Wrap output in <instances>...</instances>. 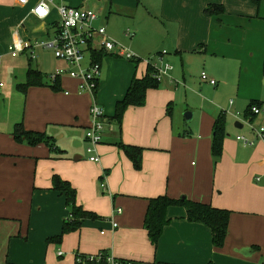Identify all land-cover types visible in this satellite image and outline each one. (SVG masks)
<instances>
[{"label": "crops", "instance_id": "1", "mask_svg": "<svg viewBox=\"0 0 264 264\" xmlns=\"http://www.w3.org/2000/svg\"><path fill=\"white\" fill-rule=\"evenodd\" d=\"M37 2L0 0V264H77V255L101 251L133 264H264V112L250 111L253 102L264 106V0H52L43 20L31 12ZM59 4L98 9L106 21L97 12L96 25L107 26L139 59L98 49L102 66L93 94L67 75L53 89V74L41 71L38 56L27 50L13 57L9 46L20 37L54 38ZM213 5L222 8L207 11ZM41 49L51 54V71L69 67ZM165 50L172 69L148 89L143 106H129L119 120L117 103L135 78L147 75L151 56ZM30 68L46 84L24 92L18 85ZM203 71L216 86L202 80ZM94 103L106 115L99 162L87 151ZM221 114L225 137L215 160ZM20 123L51 143L18 141ZM121 144L143 149L140 169ZM54 176L71 184L78 206L98 216L81 218L80 228L61 240L55 237L73 211ZM160 195L229 210L224 245L216 247L211 229L190 221L184 205H172L155 246L145 216L150 199Z\"/></svg>", "mask_w": 264, "mask_h": 264}, {"label": "built area", "instance_id": "2", "mask_svg": "<svg viewBox=\"0 0 264 264\" xmlns=\"http://www.w3.org/2000/svg\"><path fill=\"white\" fill-rule=\"evenodd\" d=\"M30 0H18L21 5H27ZM52 0H38L37 4L31 9L32 14L38 19H46L51 14ZM60 17V25L56 31V35L49 41L38 40L30 43L26 39L18 38L10 46L9 51L13 57L29 50L31 57L35 58V49L43 47L51 49L54 55L69 64L68 68H60L51 76V82L54 84L61 76L67 75L80 80L79 89L82 92L94 93L99 85V77L101 73V63L99 61L87 58L88 53L96 50L106 51L108 53L117 52L119 56L126 57L130 60H138L139 58L130 49L120 45L107 33L104 26H97L96 20L98 13L89 8L72 7L65 4L56 6ZM167 51L158 53L156 57L148 60L150 66L155 69V78L161 82L164 75L168 74L172 69V65L164 63V55ZM153 59H156L153 61ZM162 63L161 66H157ZM2 64L0 62V70ZM201 78L205 82L216 86L217 80L210 77L207 72L201 73ZM5 83L0 81V93ZM251 111L255 114L264 112V106L253 105ZM92 124L87 130L86 137L89 139L90 146L87 151L91 154L90 160L94 162L100 161V155L96 153V147L102 142L104 119L106 117L104 108L97 103L91 107ZM260 135L264 134V127L259 129ZM239 140L250 143L246 138L239 136ZM105 186V184H103ZM121 212V209H118ZM116 227L117 223L114 222ZM62 251L60 255H62ZM103 253L97 255H88L87 258L92 260L94 257L101 258ZM109 264H119V262L108 255ZM79 264H86L82 258L77 257ZM127 264H131L128 262Z\"/></svg>", "mask_w": 264, "mask_h": 264}, {"label": "trees", "instance_id": "3", "mask_svg": "<svg viewBox=\"0 0 264 264\" xmlns=\"http://www.w3.org/2000/svg\"><path fill=\"white\" fill-rule=\"evenodd\" d=\"M254 2L258 4L260 0H254ZM220 8H222L220 5H213L209 6L207 11L215 13L218 12ZM101 56V52H92V58L96 61L100 62ZM154 74L155 69L150 66L146 76L141 79L135 78L132 81L126 96L117 103L116 116L119 120L122 119L125 110L129 106H143L146 101V93L148 89L159 86L160 82L157 81ZM44 84L46 83L43 80L42 72L38 69L30 68L27 75V81L18 85V88L25 92L30 86H43ZM59 84L60 79L54 84L52 83L51 87L55 90H60ZM253 105H259V103L253 102L250 106V111ZM225 120V114H221L214 123L212 151L215 160L221 156L223 151L226 124ZM14 136L18 141H26L30 144H37L40 142L49 144L52 140L46 133L27 131L24 128L23 123L16 125ZM121 147L131 159L134 166L137 169H140L143 162V149L141 147L125 144H121ZM53 184L55 189L63 191L66 194L67 202L72 207L73 211V218L64 222L62 234L59 237H55V239L61 240L64 234L80 228L82 223L81 218H98V216L92 212L83 210L82 207L77 205L76 192L69 182L64 181L59 176H54ZM172 205H184L187 209V218L192 222L202 223L208 226L212 231L213 243L216 247H222L224 245L228 233L229 218L231 214L229 210L213 207L210 204L192 201L187 198L173 199L167 195H160L150 199L145 216V227L148 230L149 237L155 246L158 245L165 226L170 222L168 217V208ZM101 253H103L101 258L94 257L92 260L87 258L88 255L79 254L77 257L79 258L80 256L86 264H109L107 260L109 253L107 251H101ZM117 261L119 264H127L128 262L133 264L131 261ZM76 263L79 264L78 261Z\"/></svg>", "mask_w": 264, "mask_h": 264}, {"label": "rangeland", "instance_id": "4", "mask_svg": "<svg viewBox=\"0 0 264 264\" xmlns=\"http://www.w3.org/2000/svg\"><path fill=\"white\" fill-rule=\"evenodd\" d=\"M91 7H93V6H91ZM95 11L96 12H98L99 13V15L100 16H102L101 15V13H100V11L98 10V9H95ZM101 19H104L105 21H106V18H105V16H102L101 17ZM105 24L106 25H108L106 22H105ZM103 25V24H102ZM105 25V26H106ZM104 26V25H103ZM107 27V26H106ZM121 29V27H119V30ZM115 41H117L120 45H123L125 48H127V45L124 43V42H122V41H120V40H118V39H115V38H113ZM41 40H44V41H49V40H51L50 38H49V36H47V37H45L44 39H41ZM41 48H43V47H37L36 48V51H35V55H36V57L38 56L39 57V62H40V67L42 68V72L45 74V75H47V76H49L50 74H54V73H56V70H53V71H51L50 69H49V62H51L52 60H51V54H49V52L48 51H44V50H42ZM44 49V48H43ZM50 55V56H49ZM53 55V54H52ZM156 55V53L155 54H153L152 56H151V58H154V57H156L155 56ZM54 57V56H53ZM145 59L147 58V57H144ZM155 59H153V61H154ZM161 64L160 63H158V67L160 66ZM58 70V69H57ZM88 146V143H87V145H86V147Z\"/></svg>", "mask_w": 264, "mask_h": 264}, {"label": "water", "instance_id": "5", "mask_svg": "<svg viewBox=\"0 0 264 264\" xmlns=\"http://www.w3.org/2000/svg\"><path fill=\"white\" fill-rule=\"evenodd\" d=\"M191 114H192L191 112H187L186 113V117H189L190 118L191 117ZM236 126H239L238 123H236Z\"/></svg>", "mask_w": 264, "mask_h": 264}]
</instances>
